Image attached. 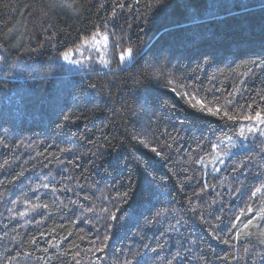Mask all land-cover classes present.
<instances>
[{
  "label": "trees",
  "instance_id": "1",
  "mask_svg": "<svg viewBox=\"0 0 264 264\" xmlns=\"http://www.w3.org/2000/svg\"><path fill=\"white\" fill-rule=\"evenodd\" d=\"M257 113L264 0H0V264H264Z\"/></svg>",
  "mask_w": 264,
  "mask_h": 264
},
{
  "label": "rangeland",
  "instance_id": "2",
  "mask_svg": "<svg viewBox=\"0 0 264 264\" xmlns=\"http://www.w3.org/2000/svg\"><path fill=\"white\" fill-rule=\"evenodd\" d=\"M98 34V35H97ZM93 37L84 41L76 50L69 52L68 60H71L72 56L76 54L77 60H85L86 57H96L99 61L104 62L107 47L110 45L109 35L106 33H97ZM107 36L108 39L105 40L104 37ZM130 59L127 55H125ZM65 58V56H64ZM73 61V60H71ZM76 62V61H74Z\"/></svg>",
  "mask_w": 264,
  "mask_h": 264
},
{
  "label": "snow or ice",
  "instance_id": "3",
  "mask_svg": "<svg viewBox=\"0 0 264 264\" xmlns=\"http://www.w3.org/2000/svg\"><path fill=\"white\" fill-rule=\"evenodd\" d=\"M97 35H98V34H97ZM104 39L107 40L108 37L105 36ZM125 55H127V56L130 58L131 55H132V50H131V49H127L125 52H122V53H121V55H120V60H121V62H123V61L125 60ZM67 58H68V55H67V53H65V59H67ZM208 111L211 112L212 109L209 108ZM219 111H220V109H216V112H217V113H218ZM225 115H227V113H225ZM228 118H229V119H235V117H232V116H229ZM256 118L260 121V123L264 124V117H262L259 113L256 114ZM246 119H252V117H246ZM261 135H264V132H262ZM152 151H153L157 156H160V155H161V153H160L156 148H152ZM262 187H264V186H262ZM260 191H261V189H260V188H257V189H256V192L252 193V195L255 196L256 193H257V192H260ZM127 195H128L127 192H125V193L123 194L124 197H127ZM105 239H107V237H105ZM100 250L102 251L103 249H100Z\"/></svg>",
  "mask_w": 264,
  "mask_h": 264
}]
</instances>
